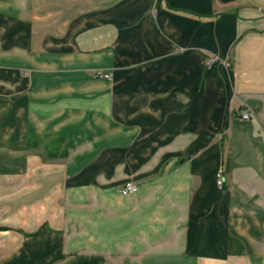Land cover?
Wrapping results in <instances>:
<instances>
[{
	"label": "crops",
	"instance_id": "0c3cea01",
	"mask_svg": "<svg viewBox=\"0 0 264 264\" xmlns=\"http://www.w3.org/2000/svg\"><path fill=\"white\" fill-rule=\"evenodd\" d=\"M0 264H264V0H0Z\"/></svg>",
	"mask_w": 264,
	"mask_h": 264
},
{
	"label": "built area",
	"instance_id": "2783aa9c",
	"mask_svg": "<svg viewBox=\"0 0 264 264\" xmlns=\"http://www.w3.org/2000/svg\"><path fill=\"white\" fill-rule=\"evenodd\" d=\"M94 77L98 78V79H106V80H110L112 75L109 73H105V72H95L94 73ZM240 119L242 120H248L250 119V114L248 112H241L240 114ZM223 172L222 170H219L216 173V185L221 188L223 186ZM137 192V187L135 184H133L132 182H126L123 187L120 190V193L124 196H130V195H134Z\"/></svg>",
	"mask_w": 264,
	"mask_h": 264
},
{
	"label": "rangeland",
	"instance_id": "374dc122",
	"mask_svg": "<svg viewBox=\"0 0 264 264\" xmlns=\"http://www.w3.org/2000/svg\"><path fill=\"white\" fill-rule=\"evenodd\" d=\"M58 142V141H57ZM46 144H47V146L49 147V146H52V142L50 141V142H46ZM58 144V143H57ZM57 150V149H56Z\"/></svg>",
	"mask_w": 264,
	"mask_h": 264
}]
</instances>
